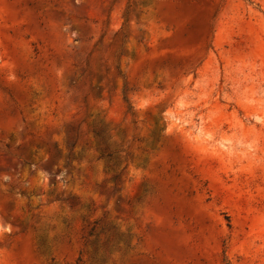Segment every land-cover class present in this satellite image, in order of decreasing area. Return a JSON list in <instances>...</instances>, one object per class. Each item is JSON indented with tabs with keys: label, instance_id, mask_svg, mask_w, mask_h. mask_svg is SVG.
I'll list each match as a JSON object with an SVG mask.
<instances>
[{
	"label": "rangeland",
	"instance_id": "obj_1",
	"mask_svg": "<svg viewBox=\"0 0 264 264\" xmlns=\"http://www.w3.org/2000/svg\"><path fill=\"white\" fill-rule=\"evenodd\" d=\"M0 264H264V0H0Z\"/></svg>",
	"mask_w": 264,
	"mask_h": 264
},
{
	"label": "trees",
	"instance_id": "obj_2",
	"mask_svg": "<svg viewBox=\"0 0 264 264\" xmlns=\"http://www.w3.org/2000/svg\"><path fill=\"white\" fill-rule=\"evenodd\" d=\"M101 132H94V135H95V138L97 139V140H100L101 141ZM102 142V141H101ZM104 144V143H103ZM102 152H103V154H102V157H106V158H108V159H112L113 158V156H114V154L108 149V148H103L102 149Z\"/></svg>",
	"mask_w": 264,
	"mask_h": 264
}]
</instances>
